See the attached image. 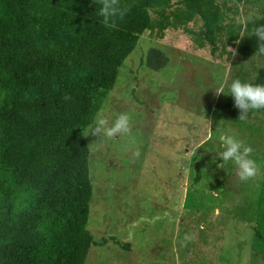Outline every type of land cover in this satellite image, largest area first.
<instances>
[{
  "label": "rangeland",
  "instance_id": "obj_1",
  "mask_svg": "<svg viewBox=\"0 0 264 264\" xmlns=\"http://www.w3.org/2000/svg\"><path fill=\"white\" fill-rule=\"evenodd\" d=\"M219 2L242 26L234 47L201 46V22L172 27L171 6L164 17L150 13L151 29L118 69L100 109L109 121L127 112L131 135L84 136L92 188L86 230L106 240L90 247L84 264H264V113L241 121L227 88L217 94L221 80L251 82L264 67V58L238 52L253 24L247 17L261 16L264 0ZM150 48L168 58L158 72L143 65ZM225 133L253 148L258 177L239 181L235 166L217 156Z\"/></svg>",
  "mask_w": 264,
  "mask_h": 264
},
{
  "label": "trees",
  "instance_id": "obj_2",
  "mask_svg": "<svg viewBox=\"0 0 264 264\" xmlns=\"http://www.w3.org/2000/svg\"><path fill=\"white\" fill-rule=\"evenodd\" d=\"M120 4L127 13L108 28L98 0H0V264H84L91 246L105 245L86 230L92 188L83 129L151 29V12L164 17L174 6L172 27L200 21L195 39L211 52L217 43L234 47L242 30L219 0ZM260 17L248 33L264 24V10ZM255 50V37L239 41L241 55ZM167 63L157 48L143 60L154 72ZM250 83L264 84V67Z\"/></svg>",
  "mask_w": 264,
  "mask_h": 264
},
{
  "label": "clouds",
  "instance_id": "obj_3",
  "mask_svg": "<svg viewBox=\"0 0 264 264\" xmlns=\"http://www.w3.org/2000/svg\"><path fill=\"white\" fill-rule=\"evenodd\" d=\"M100 7L98 15L102 17V23L108 28L116 27V20L122 19L127 9L122 7L120 0H98ZM260 16L247 17L248 22L254 23V20L260 19ZM243 36L255 37L256 50L254 56L264 57V24H259ZM227 88V94L233 98L234 107L239 110V120L247 118L250 111L264 110V84L242 82L240 79H233L230 83L227 80H221L217 94L223 93ZM226 94V95H227ZM106 109L98 110L91 122L83 129V136L91 135L98 139L115 137L123 138L131 135V117L127 112L119 113L114 119L109 121L105 115ZM221 141L216 154L225 163L235 166L236 176L239 181L247 182L260 175V164L252 157L253 148L248 145L244 139L225 133L219 137ZM132 155L138 157L140 152L130 145ZM192 237L185 236V240Z\"/></svg>",
  "mask_w": 264,
  "mask_h": 264
}]
</instances>
